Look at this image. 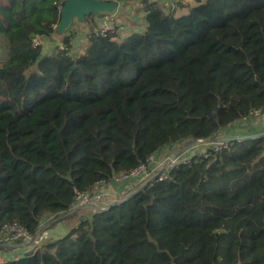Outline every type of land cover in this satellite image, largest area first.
Here are the masks:
<instances>
[{
	"label": "trees",
	"instance_id": "16d2710c",
	"mask_svg": "<svg viewBox=\"0 0 264 264\" xmlns=\"http://www.w3.org/2000/svg\"><path fill=\"white\" fill-rule=\"evenodd\" d=\"M64 1L0 0V231L33 235L77 191L264 111V0L182 1L178 16L140 0L144 26L124 36L98 34L101 15L88 14L79 52L70 26L54 32ZM35 34L56 38L50 52ZM161 175L0 264H264V136Z\"/></svg>",
	"mask_w": 264,
	"mask_h": 264
},
{
	"label": "rangeland",
	"instance_id": "374dc122",
	"mask_svg": "<svg viewBox=\"0 0 264 264\" xmlns=\"http://www.w3.org/2000/svg\"><path fill=\"white\" fill-rule=\"evenodd\" d=\"M153 1V0H151ZM182 1H187L191 2L192 5L195 4L194 0H182ZM184 10H178L176 11L175 15H181V13H184ZM103 13V14H100ZM98 13L101 16H97L96 20H100L104 22L105 19V13L107 17H110L111 20H107L109 23L110 21V26H112V31L114 30L113 27L114 25H118V31H120V34L123 36L136 29L137 25L141 24L138 26V29H142L144 26L143 23V15L144 11L142 10V3L140 0H127V1H119L118 4L114 9L111 11H106V12H100ZM70 30L74 31L77 33V38L78 40L76 41V47L77 49L75 51L79 52L81 49V45L84 43V40L86 39V34L84 32V29L89 26H91L89 21L83 20L80 21L78 19H73L71 23L69 24ZM66 29V28H65ZM86 30V29H85ZM65 31V30H64ZM56 35L60 36V34ZM59 47H62V45H59ZM6 46L3 43H0V66L6 62L7 58L5 56L6 54ZM262 116H264V111L258 109L255 110L250 117H247L246 119L240 118L235 120L234 122L223 126L216 128L209 136H211L213 139L212 140H204V139H195L191 144L187 146L185 151L182 155V158L179 161L185 162L187 161L193 154H196L197 156H202L206 155V152L209 149L212 150H217L221 146H224L226 143L220 142L217 139L218 138H225L229 137L231 135H245L248 133H254L256 131H260L264 129V119L262 120ZM263 121V123H262ZM246 122H251L252 128L255 127V125H260L259 128H257L256 131H249L244 129L243 125L246 124ZM263 126V127H262ZM194 139V138H192ZM192 139H188L180 144L177 145V147L180 149L183 145H185L187 142H189ZM177 148V149H178ZM172 150V149H171ZM170 149L166 148H161L157 151H155L153 154L149 155L146 159V161L142 164L137 165L133 170L127 172L123 177H120L117 181H114L111 183L106 189H104L105 193H108L110 195H115V197L109 196L108 199L105 200V204H102L103 208H106L109 202L119 200L122 197L128 195L130 192L134 191L136 188L141 186L148 178L154 176L157 172L160 171L158 166V163L161 159L162 156L166 155ZM168 166V164H167ZM165 167V169L167 168ZM159 169V170H158ZM158 170V171H157ZM166 171H160L159 174H162L161 177L164 176V173ZM124 182V188H119L121 181ZM100 190V188L98 189ZM115 199V200H114ZM101 209H90V208H83L79 213L82 215H85L87 213H92V211H99ZM72 213L68 216L62 217L60 220L56 221L53 223L51 226L45 227L37 241H41L44 239H52L56 238L60 235H62L64 232H66L69 228H71L73 225L76 224V216L73 217L72 219H68V217L76 214ZM63 216V215H60ZM57 216V217H60ZM52 218H56L53 217ZM34 244V243H33ZM31 244V245H33ZM31 245L26 246V247H13V255H20L24 254V252L28 251L31 249ZM8 255H5L3 251H0V259H4Z\"/></svg>",
	"mask_w": 264,
	"mask_h": 264
},
{
	"label": "water",
	"instance_id": "95a60500",
	"mask_svg": "<svg viewBox=\"0 0 264 264\" xmlns=\"http://www.w3.org/2000/svg\"><path fill=\"white\" fill-rule=\"evenodd\" d=\"M117 4H118V1H116V0H65L63 5L61 6L59 21L54 26V32L57 34H62L64 32L65 28L67 26H69V24L71 23V21L73 19L76 18L80 21H83V20H85L86 15H88V14L97 15L100 12L111 11L112 9H114L116 7ZM260 136H264V129L260 130V131H256L254 133H248L245 135H231V136L225 137V138H218L217 140L220 142L228 143L229 141H232V140L252 139V138H257ZM195 139H204V140L209 141V140H212L213 138L211 136H206L204 138H194V139L190 140L185 145H183L177 151V153H175L172 156V159H174L178 154H180L181 151L186 149L189 144H191L193 141H195ZM167 164H168V162H165L162 165L160 171H162V170L164 171ZM160 171L157 172L154 176L148 178L141 186L136 188L134 191L130 192L125 198L132 196L136 191L143 188L148 182H150L154 178L158 177L160 175L159 174ZM164 177L165 176H163L161 178H164ZM123 199L124 198L109 202L108 206H110L112 204H117V203L121 202ZM89 206H90L89 203H85V204L76 206L71 211H69L68 213H66L63 216L56 217V218L49 219V220L45 221L44 223L41 224V226L38 228L35 235L31 239H29L28 241H26L24 243L13 244V246H15V247H26V246H29V245L35 243V241H37L42 230L45 227L52 225L56 221L60 220L62 217H65V216H68L72 213L78 212L81 209L87 208ZM31 252H32V249H29L28 251L24 252V255L28 256Z\"/></svg>",
	"mask_w": 264,
	"mask_h": 264
},
{
	"label": "built area",
	"instance_id": "2783aa9c",
	"mask_svg": "<svg viewBox=\"0 0 264 264\" xmlns=\"http://www.w3.org/2000/svg\"><path fill=\"white\" fill-rule=\"evenodd\" d=\"M164 4L165 10L169 12H174L180 10V5L182 0H161ZM105 15L104 22L101 21V26L98 27L97 33L101 35H105L106 33L112 32V26L108 25L107 20H111L110 17ZM43 44L42 39L38 35L32 36V46H41ZM126 174V173H125ZM125 174H123L121 177H123ZM119 178H102L99 180V182L96 184V186L92 189H90L87 192H76L75 197L72 200L73 208L85 203H89L90 206L88 208L90 209H97L94 208V204L98 203L100 205L101 210H104L106 208L102 207V204H105V200L108 199L109 196L115 197V195H110L108 193L104 192V189H106L111 183L114 181H117ZM100 188V190H98ZM122 199V198H121ZM115 200V199H114ZM116 201V200H115ZM108 205V204H107ZM35 234H31L26 226L22 223L12 222L8 223L2 226V231H0V247H2L3 252L5 255L12 256L14 254L13 252V244H20L28 241L31 239ZM37 241H35L36 243ZM7 256V257H8Z\"/></svg>",
	"mask_w": 264,
	"mask_h": 264
},
{
	"label": "crops",
	"instance_id": "0c3cea01",
	"mask_svg": "<svg viewBox=\"0 0 264 264\" xmlns=\"http://www.w3.org/2000/svg\"><path fill=\"white\" fill-rule=\"evenodd\" d=\"M161 1V0H160ZM183 3L184 4H191L192 5V3L191 2H187V1H183ZM182 10H184L185 12L184 13H187V10H188V8L187 7H182L181 8V11ZM184 13H181V14H184ZM68 28V26L66 27V29ZM65 29V30H66ZM56 34V33H55ZM56 40V38L55 37H53L52 39H51V41L49 40V41H43V44L42 45H44V47H43V51H45V52H50V48L52 47L51 46V44L54 42V41ZM0 43H3V44H5V46H6V54H5V56H6V58H8V43H7V39H6V37L4 36V35H0ZM179 150V148L177 149V148H174V149H172V150H170L168 153H177V151ZM1 251V250H0Z\"/></svg>",
	"mask_w": 264,
	"mask_h": 264
},
{
	"label": "bare ground",
	"instance_id": "6f19581e",
	"mask_svg": "<svg viewBox=\"0 0 264 264\" xmlns=\"http://www.w3.org/2000/svg\"><path fill=\"white\" fill-rule=\"evenodd\" d=\"M200 140V139H199ZM185 151V150H184ZM183 151V152H184ZM175 153H167L166 155H164V156H162L161 157V159H160V161H159V163H158V166L157 167H159V169L162 167V165L165 163V162H168V166H167V168L164 170V171H167L170 167H172V166H174V165H176V164H178L179 162H182V161H179L181 158H182V155H183V153H182V151L180 152V154H178L174 159H172V156L174 155ZM158 169V170H159ZM157 170V171H158ZM94 208H100V205L98 204V203H95L94 204V206H93Z\"/></svg>",
	"mask_w": 264,
	"mask_h": 264
}]
</instances>
